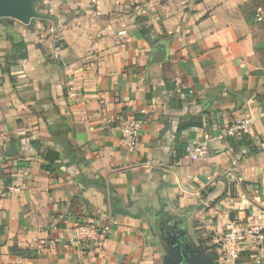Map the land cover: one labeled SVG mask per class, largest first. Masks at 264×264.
I'll use <instances>...</instances> for the list:
<instances>
[{
	"label": "crops",
	"instance_id": "crops-1",
	"mask_svg": "<svg viewBox=\"0 0 264 264\" xmlns=\"http://www.w3.org/2000/svg\"><path fill=\"white\" fill-rule=\"evenodd\" d=\"M36 1L28 59L0 69V264H163L160 220L211 253L264 211V0ZM160 42L168 59L149 67ZM11 48L0 25V66ZM124 118L142 127L133 152ZM243 119L248 145L223 135ZM194 140L209 156L185 152ZM85 224L110 231L71 242ZM258 260L264 245L241 264Z\"/></svg>",
	"mask_w": 264,
	"mask_h": 264
},
{
	"label": "built area",
	"instance_id": "built-area-1",
	"mask_svg": "<svg viewBox=\"0 0 264 264\" xmlns=\"http://www.w3.org/2000/svg\"><path fill=\"white\" fill-rule=\"evenodd\" d=\"M250 124V119L238 120L226 127L223 135L225 138H241L249 131ZM120 130L122 141L133 152L140 141L141 124L133 118H124L121 120ZM209 145L208 140H194L185 147V152L196 157H207L210 154ZM263 216L264 211L251 208L244 217L235 216L228 222L224 235L218 242V248L215 250L223 264H241L242 256L246 251H257L259 246L264 245V223H261ZM109 231L108 226L79 225L69 240L77 243L90 240L100 243ZM257 264H260V260Z\"/></svg>",
	"mask_w": 264,
	"mask_h": 264
},
{
	"label": "water",
	"instance_id": "water-1",
	"mask_svg": "<svg viewBox=\"0 0 264 264\" xmlns=\"http://www.w3.org/2000/svg\"><path fill=\"white\" fill-rule=\"evenodd\" d=\"M36 3V0H0V19L11 18L29 25L32 19L45 18L37 11ZM167 59V43L160 42L154 47L148 66L162 64ZM169 219L170 222L164 228H158V224L165 220L155 224L156 233L164 250L163 264H217L198 243L186 224L173 217Z\"/></svg>",
	"mask_w": 264,
	"mask_h": 264
},
{
	"label": "trees",
	"instance_id": "trees-1",
	"mask_svg": "<svg viewBox=\"0 0 264 264\" xmlns=\"http://www.w3.org/2000/svg\"><path fill=\"white\" fill-rule=\"evenodd\" d=\"M36 19H32L31 23H33ZM2 21H7L5 24L6 27V35L8 40L11 42V51L10 53L6 56V62H5V66H0V69L3 72H7L10 74L11 72V68L12 67H16L21 65V63H23L24 61H26L29 57V51H28V45L24 39V37L19 33L18 29L19 27L22 25V23L11 19V18H4V19H0V23ZM141 34L143 36H147L148 35V29L145 27L141 28ZM202 126V121L199 119H192L190 121H186V122H182L179 126V131H183V130H188L192 127H201ZM241 145L249 144L248 138L246 137V135H243L241 138ZM231 145L233 147H236L235 143L233 141H231ZM55 161H52L51 163H54ZM47 170H52V166H48L46 168ZM199 243L202 245L203 242L198 239ZM204 245V244H203ZM208 254L214 259V260H218V255L215 251H212L210 253V249L212 250L213 248H206ZM214 252V253H213Z\"/></svg>",
	"mask_w": 264,
	"mask_h": 264
},
{
	"label": "rangeland",
	"instance_id": "rangeland-1",
	"mask_svg": "<svg viewBox=\"0 0 264 264\" xmlns=\"http://www.w3.org/2000/svg\"><path fill=\"white\" fill-rule=\"evenodd\" d=\"M6 22H7V21H2V22L0 23V25H1V26H5Z\"/></svg>",
	"mask_w": 264,
	"mask_h": 264
}]
</instances>
